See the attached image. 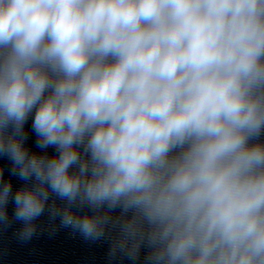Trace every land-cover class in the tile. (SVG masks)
Here are the masks:
<instances>
[{
  "label": "clouds",
  "instance_id": "clouds-1",
  "mask_svg": "<svg viewBox=\"0 0 264 264\" xmlns=\"http://www.w3.org/2000/svg\"><path fill=\"white\" fill-rule=\"evenodd\" d=\"M0 158L22 243L264 264V0H0Z\"/></svg>",
  "mask_w": 264,
  "mask_h": 264
}]
</instances>
